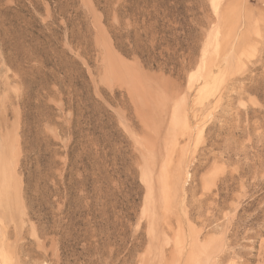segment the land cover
I'll return each mask as SVG.
<instances>
[{"label": "rangeland", "instance_id": "obj_1", "mask_svg": "<svg viewBox=\"0 0 264 264\" xmlns=\"http://www.w3.org/2000/svg\"><path fill=\"white\" fill-rule=\"evenodd\" d=\"M0 264H264V0H0Z\"/></svg>", "mask_w": 264, "mask_h": 264}, {"label": "bare ground", "instance_id": "obj_2", "mask_svg": "<svg viewBox=\"0 0 264 264\" xmlns=\"http://www.w3.org/2000/svg\"><path fill=\"white\" fill-rule=\"evenodd\" d=\"M186 117V116H185Z\"/></svg>", "mask_w": 264, "mask_h": 264}]
</instances>
